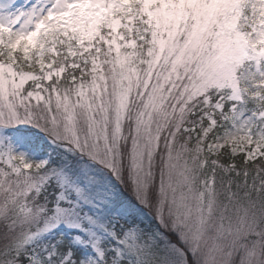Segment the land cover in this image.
<instances>
[{
    "label": "snow or ice",
    "instance_id": "1",
    "mask_svg": "<svg viewBox=\"0 0 264 264\" xmlns=\"http://www.w3.org/2000/svg\"><path fill=\"white\" fill-rule=\"evenodd\" d=\"M0 264H264V0H0Z\"/></svg>",
    "mask_w": 264,
    "mask_h": 264
}]
</instances>
